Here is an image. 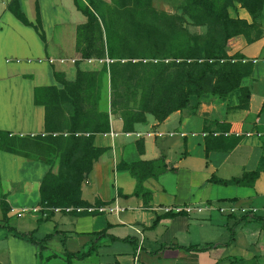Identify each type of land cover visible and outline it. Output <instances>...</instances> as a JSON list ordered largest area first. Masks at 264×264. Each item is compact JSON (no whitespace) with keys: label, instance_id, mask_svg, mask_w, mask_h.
Here are the masks:
<instances>
[{"label":"crops","instance_id":"crops-1","mask_svg":"<svg viewBox=\"0 0 264 264\" xmlns=\"http://www.w3.org/2000/svg\"><path fill=\"white\" fill-rule=\"evenodd\" d=\"M244 9L235 4L230 15L251 23ZM86 22L76 0H0V133L44 135L46 107L37 90L63 88L60 80H74L78 68H100L95 59L78 62L77 28ZM238 53L252 62L242 82L250 93L246 106L240 91L208 96L197 108L192 97L188 108L163 121L148 114L132 131L110 112L111 130L94 139L103 152L81 189L84 201L102 203L101 212L52 209L49 217L51 209L41 205L49 164L0 147V264H50L55 255L67 257L66 249L81 252L103 231L87 264H264V10L250 38L229 42V54ZM216 137L236 145L207 153L208 139L220 144ZM162 157L169 170L145 179L144 192L135 194L138 181L127 166ZM252 172L258 177L251 186L214 181ZM186 206L193 211H175ZM232 206L237 212L230 213ZM30 233L39 240L57 234L45 244L19 235ZM55 240L62 250L45 255Z\"/></svg>","mask_w":264,"mask_h":264},{"label":"trees","instance_id":"trees-1","mask_svg":"<svg viewBox=\"0 0 264 264\" xmlns=\"http://www.w3.org/2000/svg\"><path fill=\"white\" fill-rule=\"evenodd\" d=\"M235 2L248 11L251 23L230 15L229 8ZM76 4L87 17V22L77 28V51L81 55L78 62L95 59L101 65L97 70L78 68L74 80H60L63 88L46 87L36 92L37 102L46 107L48 136L43 140L61 153L59 173L49 170L41 185V205L51 209L49 217L55 208L92 206L82 199L81 189L94 161L103 152L94 145V139L96 134L111 130L110 112L119 114L124 129L132 131L136 123L146 121L148 114L163 121L171 113L188 108L192 97L197 99L194 105L197 108L208 96L225 98L240 91L241 103L246 106L250 93L242 82L249 76L252 62L240 53L230 55L229 42L242 35L250 38L264 10V0H184L175 13L157 10L152 0H112L104 3L103 12L91 5L82 8L77 1ZM17 16L26 21L19 11ZM187 20L192 26L205 27L206 32L191 36L185 25ZM66 104L72 111L63 107ZM41 136L20 139L0 133V147L40 158L19 146L36 144ZM213 139L221 140L220 144L212 146L208 139L207 153L236 145V142L227 145L221 138ZM127 168L138 181L137 195L144 192L145 179L157 178L169 170L164 157L136 162ZM257 177L258 173L252 172L241 178L214 181L251 186ZM101 204L97 201L95 206ZM56 234L42 240L34 233L19 235L29 237L35 244H45ZM96 235L87 249L71 253L66 249L67 234H63L67 258L84 260L92 255L106 231Z\"/></svg>","mask_w":264,"mask_h":264},{"label":"rangeland","instance_id":"rangeland-1","mask_svg":"<svg viewBox=\"0 0 264 264\" xmlns=\"http://www.w3.org/2000/svg\"><path fill=\"white\" fill-rule=\"evenodd\" d=\"M77 3L82 7H86L88 5H91L93 7H96L100 12L104 11V3H107V1L105 0H76ZM112 0H109L108 3H111ZM183 3L182 0H152V6L155 7L157 10L159 11H165L168 13H175L177 12V6L179 4ZM235 4H238L241 6L240 3L235 2L233 4V6ZM231 6V7H233ZM231 7L229 9H231ZM242 7V6H241ZM243 8V7H242ZM246 11V9H244ZM186 28L189 32V34L191 36H199L202 35L206 32V28L205 27H195L189 24L188 20L185 23ZM251 31V30H249ZM254 32V30H252V33ZM169 61V60H166ZM50 95V94H49ZM108 96L107 98L105 97V103L107 102ZM65 109L67 110H71L72 111V107L69 106L68 104L63 106ZM56 117V116H55ZM53 135H56L53 134ZM48 133H45L44 135H42V138H39L38 140L35 141L36 144H29L27 143L24 146H19L21 149L26 150L24 152L31 154V155H35L36 157H40L42 159H44L50 166V169L54 174H58L60 167H61V153L60 151L56 148H54L52 146V144L49 141L43 140L45 138H47ZM21 139V138H20ZM24 141H29L32 139H23ZM34 141V140H32ZM17 143H21L20 140H17ZM57 209V208H55ZM62 212H68L67 209H71L74 210V207H69V208H59ZM49 249H44V254L47 255L48 253H60L59 251L62 250V247L60 245V243H58V241H51L49 243ZM89 246H87L85 249H87ZM82 251V250H81ZM43 264V263H42ZM46 264V263H44ZM50 264H87L86 261H76V260H69L67 257L65 256H57L55 255L54 258H52V260L50 261Z\"/></svg>","mask_w":264,"mask_h":264},{"label":"built area","instance_id":"built-area-1","mask_svg":"<svg viewBox=\"0 0 264 264\" xmlns=\"http://www.w3.org/2000/svg\"><path fill=\"white\" fill-rule=\"evenodd\" d=\"M248 134H251V133H248ZM262 133H258V135H261ZM149 135H153V133H149ZM203 208H197V210L201 211ZM56 210H60L59 208H57ZM68 211H71V209H67ZM74 210H77L78 212L80 211H88V212H93V211H103L105 210V208H103V206H91V207H87V208H75ZM182 210H185L186 212L190 213L193 211V208L189 207V206H186V207H183V208H176L175 211L176 212H181ZM165 211H171V209H167L165 208ZM220 211L222 212H225L227 211L226 209L224 208H220ZM230 213H235L237 212V208L235 206H232L230 209H229ZM243 212L247 213V212H250L251 210H247L246 208H243L242 209ZM253 212H255L256 210H252ZM24 212V210L22 211ZM22 212L19 213V216L22 215Z\"/></svg>","mask_w":264,"mask_h":264}]
</instances>
